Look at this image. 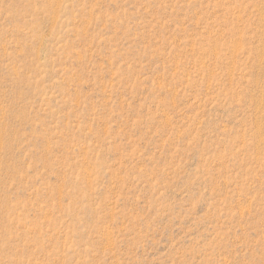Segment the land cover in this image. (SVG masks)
<instances>
[{"label": "rangeland", "instance_id": "1", "mask_svg": "<svg viewBox=\"0 0 264 264\" xmlns=\"http://www.w3.org/2000/svg\"><path fill=\"white\" fill-rule=\"evenodd\" d=\"M0 264H264V0H0Z\"/></svg>", "mask_w": 264, "mask_h": 264}]
</instances>
